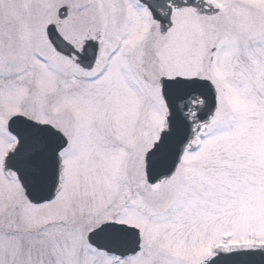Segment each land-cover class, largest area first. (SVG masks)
Instances as JSON below:
<instances>
[{"label":"snow or ice","instance_id":"obj_1","mask_svg":"<svg viewBox=\"0 0 264 264\" xmlns=\"http://www.w3.org/2000/svg\"><path fill=\"white\" fill-rule=\"evenodd\" d=\"M0 264H264V0H0Z\"/></svg>","mask_w":264,"mask_h":264}]
</instances>
